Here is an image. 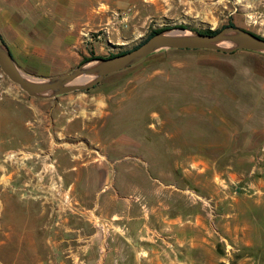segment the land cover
Listing matches in <instances>:
<instances>
[{
  "label": "rangeland",
  "instance_id": "1",
  "mask_svg": "<svg viewBox=\"0 0 264 264\" xmlns=\"http://www.w3.org/2000/svg\"><path fill=\"white\" fill-rule=\"evenodd\" d=\"M79 12L25 72H69L161 27L264 36V0H81ZM1 84L0 264H56L61 236L89 242L83 264H105L111 244L119 264L124 210L145 264L168 244L198 264H264V53L160 50L55 98ZM65 196L71 212L58 211Z\"/></svg>",
  "mask_w": 264,
  "mask_h": 264
},
{
  "label": "crops",
  "instance_id": "2",
  "mask_svg": "<svg viewBox=\"0 0 264 264\" xmlns=\"http://www.w3.org/2000/svg\"><path fill=\"white\" fill-rule=\"evenodd\" d=\"M81 0H0V33L8 45L17 64L24 69L28 65L32 55L41 52V44L64 42L57 38V29L70 28L78 25L79 21V4ZM44 75L43 72H36ZM33 75V74H32ZM35 75V73H34ZM58 211L71 212L77 207L72 201L58 203ZM69 214V213H68ZM70 215V214H69ZM98 215V214H97ZM112 218L118 217L119 221V239L123 241V247L119 249V264H145L140 259L138 248L135 247V254L129 253L128 239L131 233H128V226L134 218L126 210L115 212ZM65 218L58 217L55 224L63 223ZM128 219H131L128 221ZM121 220H124L121 222ZM130 229V228H129ZM57 232V231H56ZM65 238L61 236L57 246V256L54 260L56 264H83L92 261V251L90 244L72 246L64 243ZM161 246L165 253L158 250L156 256H150L152 264H198L194 260L180 258L183 255L174 256L173 253L182 251L172 247ZM115 247H109L105 253V264H111L115 259H111ZM134 250V249H132ZM89 253V254H88ZM87 254V255H85ZM161 254H167V260L161 257ZM158 261H155V258ZM161 257V258H160ZM102 260V259H101Z\"/></svg>",
  "mask_w": 264,
  "mask_h": 264
},
{
  "label": "water",
  "instance_id": "3",
  "mask_svg": "<svg viewBox=\"0 0 264 264\" xmlns=\"http://www.w3.org/2000/svg\"><path fill=\"white\" fill-rule=\"evenodd\" d=\"M168 49H209L224 53L250 50L264 53V36L237 25H228L215 34L177 27L158 32L124 53L112 57H93L69 72L40 77L25 72L17 64L0 33V67L30 96L55 98L73 91L91 89L108 75L132 67L155 52Z\"/></svg>",
  "mask_w": 264,
  "mask_h": 264
},
{
  "label": "trees",
  "instance_id": "4",
  "mask_svg": "<svg viewBox=\"0 0 264 264\" xmlns=\"http://www.w3.org/2000/svg\"><path fill=\"white\" fill-rule=\"evenodd\" d=\"M229 25H235L234 23H232V22H230L229 23ZM179 27H184V28H186L184 25H181V26H179ZM225 27V26H224ZM167 29H169L168 27H161V28H157V29H153L152 31H151V33L142 41V42H144L145 40H147L149 37H151L152 35H154V34H156V33H158V32H161V31H164V30H167ZM219 30H221V29H206V30H197V31H199V32H201V33H207V34H215V33H217ZM255 33V32H254ZM260 35V34H259ZM142 42H140L139 44H141ZM138 44V45H139ZM138 45H136V46H138ZM135 46V47H136ZM126 51H128V50H123V51H120V52H117V53H110L109 55H107V56H95V55H92V56H90V57H84V59L81 61V62H83V61H85V60H87V59H90V58H93V57H112V56H115V55H117V54H121V53H124V52H126Z\"/></svg>",
  "mask_w": 264,
  "mask_h": 264
},
{
  "label": "built area",
  "instance_id": "5",
  "mask_svg": "<svg viewBox=\"0 0 264 264\" xmlns=\"http://www.w3.org/2000/svg\"><path fill=\"white\" fill-rule=\"evenodd\" d=\"M6 78V75H5V72L2 70V69H0V97L2 96V94L4 93V88L2 87V84H1V81L3 80V79H5ZM68 198L69 197H66L65 196V199H63V200H61V202H68L69 200H68Z\"/></svg>",
  "mask_w": 264,
  "mask_h": 264
},
{
  "label": "bare ground",
  "instance_id": "6",
  "mask_svg": "<svg viewBox=\"0 0 264 264\" xmlns=\"http://www.w3.org/2000/svg\"><path fill=\"white\" fill-rule=\"evenodd\" d=\"M15 155L14 154H11L10 157H14Z\"/></svg>",
  "mask_w": 264,
  "mask_h": 264
}]
</instances>
